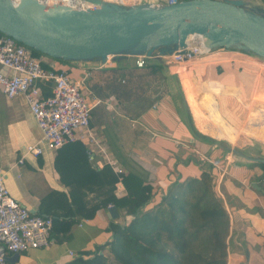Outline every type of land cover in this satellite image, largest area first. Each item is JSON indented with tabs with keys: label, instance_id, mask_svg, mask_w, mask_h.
Masks as SVG:
<instances>
[{
	"label": "crops",
	"instance_id": "1",
	"mask_svg": "<svg viewBox=\"0 0 264 264\" xmlns=\"http://www.w3.org/2000/svg\"><path fill=\"white\" fill-rule=\"evenodd\" d=\"M245 1L264 9V0ZM155 61L162 66L153 71L147 66ZM43 62L82 81L92 105L90 125L124 172L167 189L176 180L201 177L204 168L215 176L223 171L220 198L230 218L226 264H264V58L219 47L179 64L153 56L139 67L132 55L106 62L43 57ZM39 85L47 96L54 83ZM0 126L1 165L12 196L42 216L47 205L60 209L69 187L56 163L67 144L56 150L44 146L40 156L26 154L20 163L25 146L39 141L42 132L24 95L8 98L1 89ZM88 162L93 168L106 165L96 151ZM115 193H127L121 181ZM109 207L72 224L57 219L48 246L7 252L8 263L86 264L107 255L114 237L110 224L129 219L119 208L114 218Z\"/></svg>",
	"mask_w": 264,
	"mask_h": 264
},
{
	"label": "water",
	"instance_id": "2",
	"mask_svg": "<svg viewBox=\"0 0 264 264\" xmlns=\"http://www.w3.org/2000/svg\"><path fill=\"white\" fill-rule=\"evenodd\" d=\"M91 1L98 6L79 9L39 0H0V30L29 48L69 61L106 62L118 55L165 57L196 44L208 50L240 49L264 58V9L245 0L131 6ZM109 210L114 218L119 215L116 206Z\"/></svg>",
	"mask_w": 264,
	"mask_h": 264
},
{
	"label": "trees",
	"instance_id": "3",
	"mask_svg": "<svg viewBox=\"0 0 264 264\" xmlns=\"http://www.w3.org/2000/svg\"><path fill=\"white\" fill-rule=\"evenodd\" d=\"M31 51L36 56L69 62L33 48ZM42 66L62 70L45 62ZM161 66L155 61L147 67L156 71ZM87 152L78 141L59 151L56 165L69 187V199L63 195L60 209L49 208L43 201L45 216L52 217L53 222L62 218L70 224L110 204L124 209L129 219L110 224L114 237L109 242V253L97 254L86 264L227 263L230 218L215 190L210 169L204 168L199 178L176 180L167 189H159L133 172L117 174L108 164L91 167ZM68 153L70 156L65 158ZM260 165L264 168V163ZM119 181L127 190L123 196L115 193Z\"/></svg>",
	"mask_w": 264,
	"mask_h": 264
},
{
	"label": "built area",
	"instance_id": "4",
	"mask_svg": "<svg viewBox=\"0 0 264 264\" xmlns=\"http://www.w3.org/2000/svg\"><path fill=\"white\" fill-rule=\"evenodd\" d=\"M12 1L18 3L20 0ZM39 1L79 9L98 6L91 0ZM105 1L131 6L145 2L155 5L174 4L180 0ZM210 51L196 44L165 56V59L173 64H179ZM147 58L145 55H136L135 64L143 67ZM42 62L43 57L34 55L31 48L0 30V89L8 98L18 94L24 95L42 132L39 141L25 146L19 162H24L26 154L40 156L44 146L56 150L66 144L82 141L89 154L96 151L104 163L110 165L117 174L123 173V168L117 165L90 125L92 105L83 95L82 81L72 79L65 70L45 69ZM44 80H51L54 83L51 94L47 96L42 94L39 85V82ZM1 135L0 126V264H9L4 255L7 252L20 253L30 248L48 246L53 241L51 235L53 218L32 213L27 206L12 196L6 184V173L1 165ZM224 175L223 171L218 176L214 175L215 190L219 196L221 194L219 185Z\"/></svg>",
	"mask_w": 264,
	"mask_h": 264
},
{
	"label": "rangeland",
	"instance_id": "5",
	"mask_svg": "<svg viewBox=\"0 0 264 264\" xmlns=\"http://www.w3.org/2000/svg\"><path fill=\"white\" fill-rule=\"evenodd\" d=\"M246 127H247V126H246ZM260 151H262V150H260ZM260 151H257V150H256L257 153H259ZM231 153H232V152L230 151V152H228L227 154H228V156H229L230 158H234L235 155H232Z\"/></svg>",
	"mask_w": 264,
	"mask_h": 264
}]
</instances>
